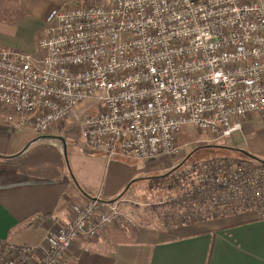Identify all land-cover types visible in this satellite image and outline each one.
<instances>
[{"label":"built area","instance_id":"1","mask_svg":"<svg viewBox=\"0 0 264 264\" xmlns=\"http://www.w3.org/2000/svg\"><path fill=\"white\" fill-rule=\"evenodd\" d=\"M42 32L32 53L0 49V112L15 128L47 133L73 117L84 148L145 161L173 156L184 125L210 144L264 113V0H72ZM161 176L149 185L177 190L162 201L166 227L246 209L264 218L262 162L211 157ZM114 222L137 225L97 192L67 222L49 219L36 244L0 238V264H61Z\"/></svg>","mask_w":264,"mask_h":264},{"label":"crops","instance_id":"2","mask_svg":"<svg viewBox=\"0 0 264 264\" xmlns=\"http://www.w3.org/2000/svg\"><path fill=\"white\" fill-rule=\"evenodd\" d=\"M71 1L0 0V49L26 50L21 44L33 37L26 28L31 19L44 20V28L49 11ZM226 138L229 148L243 155L238 159L251 155L263 163L264 113L250 114ZM0 154L5 156L0 161V238L25 244L40 241L49 219L67 222L72 205L97 192L131 213L136 208L129 200L145 195L146 179L173 167L171 162L158 167L171 156L141 161L84 148L71 119L39 133L13 127L3 111ZM75 245L61 264H264V218L246 209L170 227L114 222L95 236L77 238Z\"/></svg>","mask_w":264,"mask_h":264},{"label":"rangeland","instance_id":"3","mask_svg":"<svg viewBox=\"0 0 264 264\" xmlns=\"http://www.w3.org/2000/svg\"><path fill=\"white\" fill-rule=\"evenodd\" d=\"M43 24H44V20H42L41 18H32L31 21L29 22V26H27L26 28L28 29V31L32 32L33 37L29 38V35L24 37L22 39V42L24 44H21L24 45L25 47L24 49L26 50H22L19 48H11V49H18L28 53L34 52L36 45L35 41L38 39L39 36L43 34L42 32ZM18 27L21 31L22 26H18ZM30 45L32 46V48L28 49ZM90 102L91 100L86 99L83 102L76 105L75 107L76 112L78 114L82 113L84 109L90 104ZM68 119L74 121L73 117ZM59 125L53 127L52 130L57 128ZM201 136H202L201 131L193 128L191 125H184L182 127L181 132L178 135V144L180 145V148L176 151V153L173 154V156L163 160L161 164L158 165V167L165 168L167 162H171V164H173V167H176L182 162L184 163L195 162L211 157H224V156L237 157V158L243 157L241 153L229 148L227 138H223L221 140L215 141L210 144H199L195 140L200 139ZM167 172L168 171H165L163 174H161L163 175L161 177H164ZM154 177L146 179V185H145L146 190L142 191L145 194L144 196L142 194L141 198L129 200L131 204L136 208V210H132V212L135 211L136 214L132 212L131 213L125 212V213H128L133 216V218L137 222L136 226L146 225L147 223L152 221L164 226L161 221V213L165 209L166 204L165 203L162 204V201L166 199H171L170 197L177 191L176 188L167 186L165 183L162 182L160 184L156 183L153 186H150L149 184L152 181V178ZM118 206H119V202H118Z\"/></svg>","mask_w":264,"mask_h":264},{"label":"trees","instance_id":"4","mask_svg":"<svg viewBox=\"0 0 264 264\" xmlns=\"http://www.w3.org/2000/svg\"><path fill=\"white\" fill-rule=\"evenodd\" d=\"M224 157H226V156H224ZM3 158H5V156H3V155L0 154V161H1ZM243 159L252 161V160H254L255 158H254L253 156H251V155H248V156L244 157ZM263 163H264V162H263ZM150 178H151V177H150Z\"/></svg>","mask_w":264,"mask_h":264}]
</instances>
